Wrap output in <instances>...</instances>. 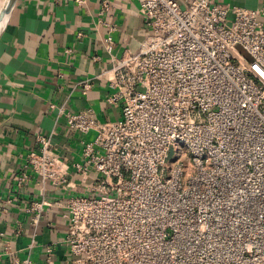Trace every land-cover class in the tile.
Listing matches in <instances>:
<instances>
[{"label": "built area", "instance_id": "1", "mask_svg": "<svg viewBox=\"0 0 264 264\" xmlns=\"http://www.w3.org/2000/svg\"><path fill=\"white\" fill-rule=\"evenodd\" d=\"M137 2L148 34L104 72L120 119L66 114L69 130L94 133L73 164L84 195L46 200L76 184L51 136L38 135L15 182L32 176L42 194L26 209L31 224L64 208L66 234L54 244L64 264H264V0L255 10ZM45 252V264H60L52 246Z\"/></svg>", "mask_w": 264, "mask_h": 264}, {"label": "crops", "instance_id": "2", "mask_svg": "<svg viewBox=\"0 0 264 264\" xmlns=\"http://www.w3.org/2000/svg\"><path fill=\"white\" fill-rule=\"evenodd\" d=\"M82 1L16 0L0 31V264H45L48 246L53 247L50 258L64 264V247L54 246L66 234L64 208H45L32 225L26 209L42 194L32 176L21 188L16 178L27 152L39 147L36 137L51 136L76 188L50 189L44 197L52 203L84 195V180L73 164L83 162V143L94 133L69 130L66 114L89 109L100 124L118 121L120 106L105 102L110 89L104 72L112 57L136 52L148 34L137 0ZM220 1L248 10L263 5V0ZM105 38L111 40V54ZM85 81L90 86L83 94Z\"/></svg>", "mask_w": 264, "mask_h": 264}, {"label": "water", "instance_id": "3", "mask_svg": "<svg viewBox=\"0 0 264 264\" xmlns=\"http://www.w3.org/2000/svg\"><path fill=\"white\" fill-rule=\"evenodd\" d=\"M15 1L16 0H8L6 7L2 8V10L0 11V23L3 22L2 26L0 27V31L3 28L9 14H10V12H11L14 4H15Z\"/></svg>", "mask_w": 264, "mask_h": 264}, {"label": "rangeland", "instance_id": "4", "mask_svg": "<svg viewBox=\"0 0 264 264\" xmlns=\"http://www.w3.org/2000/svg\"><path fill=\"white\" fill-rule=\"evenodd\" d=\"M3 2V0H0V6H2V3ZM173 150L171 149L170 150V152H169V154H168V159H167V162H169V161H172V159H173ZM61 246V245H60Z\"/></svg>", "mask_w": 264, "mask_h": 264}, {"label": "bare ground", "instance_id": "5", "mask_svg": "<svg viewBox=\"0 0 264 264\" xmlns=\"http://www.w3.org/2000/svg\"><path fill=\"white\" fill-rule=\"evenodd\" d=\"M7 2H8V0H3V2H2L3 4H2V6H0V11L2 10V8H5L6 7ZM2 23L3 22L0 23V27L2 26Z\"/></svg>", "mask_w": 264, "mask_h": 264}]
</instances>
